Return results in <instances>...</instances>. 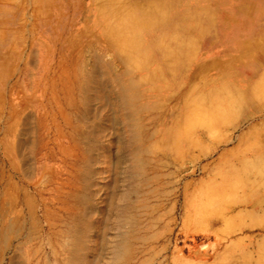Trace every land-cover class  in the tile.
Returning <instances> with one entry per match:
<instances>
[{"label": "rangeland", "instance_id": "rangeland-1", "mask_svg": "<svg viewBox=\"0 0 264 264\" xmlns=\"http://www.w3.org/2000/svg\"><path fill=\"white\" fill-rule=\"evenodd\" d=\"M0 264H264V0H0Z\"/></svg>", "mask_w": 264, "mask_h": 264}, {"label": "bare ground", "instance_id": "bare-ground-1", "mask_svg": "<svg viewBox=\"0 0 264 264\" xmlns=\"http://www.w3.org/2000/svg\"><path fill=\"white\" fill-rule=\"evenodd\" d=\"M246 121V120H245ZM122 255V254H121ZM120 258V257H119ZM121 259V258H120Z\"/></svg>", "mask_w": 264, "mask_h": 264}]
</instances>
